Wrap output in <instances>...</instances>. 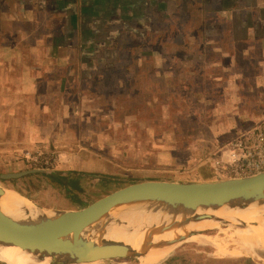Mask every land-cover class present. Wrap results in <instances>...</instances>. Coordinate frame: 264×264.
Wrapping results in <instances>:
<instances>
[{"label":"crops","instance_id":"1","mask_svg":"<svg viewBox=\"0 0 264 264\" xmlns=\"http://www.w3.org/2000/svg\"><path fill=\"white\" fill-rule=\"evenodd\" d=\"M262 123L264 0H0V171L41 145L184 183Z\"/></svg>","mask_w":264,"mask_h":264},{"label":"water","instance_id":"2","mask_svg":"<svg viewBox=\"0 0 264 264\" xmlns=\"http://www.w3.org/2000/svg\"><path fill=\"white\" fill-rule=\"evenodd\" d=\"M22 173L5 174L9 179ZM13 190V189H12ZM264 199V172L245 178L212 182L139 181L122 186L81 208L54 212L37 222L20 223L0 211V243L49 256L53 264H92L140 256L122 243L84 239L82 232L116 209L162 204L186 215L199 208ZM44 210V209H43Z\"/></svg>","mask_w":264,"mask_h":264},{"label":"rangeland","instance_id":"3","mask_svg":"<svg viewBox=\"0 0 264 264\" xmlns=\"http://www.w3.org/2000/svg\"><path fill=\"white\" fill-rule=\"evenodd\" d=\"M39 151L40 153L38 154ZM70 151L72 152L73 150L70 149ZM214 151L216 149L211 154ZM23 156L21 167H16L15 170L7 172L0 171V176L16 173H22V175L9 179L0 177V187L11 189L8 191L13 189L12 192L22 197L25 201L33 203L38 208L49 210L51 213L78 209L127 184L166 178L169 175L164 174H171L156 172L155 168H146L144 162L143 164L140 162V158H137L134 162L138 165L130 164V159H121L123 164H120V167L122 168L117 172L116 169L111 172L98 174L80 171L66 172L64 171L66 169L79 168L77 155H71L70 159L66 161L60 149L41 145L26 150ZM51 157L56 159L53 165L48 164ZM208 157H202L197 162L192 160V162L195 161L193 166L197 167L194 172L186 170L184 165L178 167L176 173L188 172L179 179L184 181V183L234 179L229 176H217L208 163ZM64 164H68L69 168H64ZM129 165L133 168L140 165V168L132 170ZM190 165L192 166V164ZM54 176L58 177L57 181L52 178ZM77 176L80 178L78 181L76 180ZM228 223L218 221L217 228L199 231L193 234V238H181L173 242L174 249L172 253L159 264H164L166 261V264H264L258 255L245 253L236 244L235 230L251 225L238 222L233 224V226L228 225ZM233 231L234 233H232ZM224 242L226 243L224 244ZM219 249H224L227 254L221 253ZM233 252L239 255L234 256L232 255ZM137 257L139 256L100 261L92 264H135L137 263ZM0 264L6 263L0 261ZM49 264L53 263L49 262Z\"/></svg>","mask_w":264,"mask_h":264},{"label":"bare ground","instance_id":"4","mask_svg":"<svg viewBox=\"0 0 264 264\" xmlns=\"http://www.w3.org/2000/svg\"><path fill=\"white\" fill-rule=\"evenodd\" d=\"M8 190L11 189L0 187V211L12 220L37 222L53 214ZM218 221L230 222L228 225L238 222L251 225L232 233L237 237L236 244L241 251L258 255L264 263V199L199 208L189 215L162 204L124 207L112 211L100 221L92 222L81 236L99 245L102 241L122 243L142 252L135 264H159L172 253L173 242L193 238V234L199 231L217 228ZM224 249L219 251L227 254ZM232 255L239 254L233 252ZM0 261L6 264H49L51 258L0 243Z\"/></svg>","mask_w":264,"mask_h":264},{"label":"built area","instance_id":"5","mask_svg":"<svg viewBox=\"0 0 264 264\" xmlns=\"http://www.w3.org/2000/svg\"><path fill=\"white\" fill-rule=\"evenodd\" d=\"M55 161L51 157L48 164ZM208 163L217 176L245 178L264 172V123L220 144Z\"/></svg>","mask_w":264,"mask_h":264},{"label":"trees","instance_id":"6","mask_svg":"<svg viewBox=\"0 0 264 264\" xmlns=\"http://www.w3.org/2000/svg\"><path fill=\"white\" fill-rule=\"evenodd\" d=\"M53 179H55L56 181H57V179H58V177H56V176H54V177H52ZM78 179H80V178H78V176H77V178H76V180L78 181ZM75 180V181H76ZM167 262V261H166ZM166 262L164 263V264H166Z\"/></svg>","mask_w":264,"mask_h":264}]
</instances>
